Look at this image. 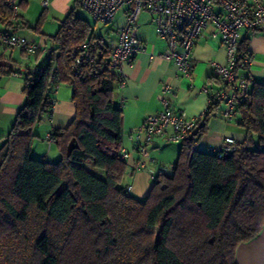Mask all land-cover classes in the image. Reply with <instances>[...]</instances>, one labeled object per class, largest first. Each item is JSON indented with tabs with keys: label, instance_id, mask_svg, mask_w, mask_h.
I'll use <instances>...</instances> for the list:
<instances>
[{
	"label": "trees",
	"instance_id": "obj_1",
	"mask_svg": "<svg viewBox=\"0 0 264 264\" xmlns=\"http://www.w3.org/2000/svg\"><path fill=\"white\" fill-rule=\"evenodd\" d=\"M79 4L49 36L36 72L24 73L23 105L0 138V264H237V246L264 226V84L245 77L251 84L235 117L246 135L233 150L199 149L218 109L209 102L172 172L157 173L148 195L136 198L124 183L117 75L108 66L98 74L71 67L73 47L103 37L77 15ZM41 26L42 19L23 24L21 15L12 21L0 0V28L41 34ZM247 40L239 50L251 58ZM104 43L100 60L111 51ZM7 61L0 53V76L13 72ZM63 82L75 115L49 132L58 157H36L34 126L51 114Z\"/></svg>",
	"mask_w": 264,
	"mask_h": 264
},
{
	"label": "crops",
	"instance_id": "obj_2",
	"mask_svg": "<svg viewBox=\"0 0 264 264\" xmlns=\"http://www.w3.org/2000/svg\"><path fill=\"white\" fill-rule=\"evenodd\" d=\"M48 2V7L42 8L40 0L20 1V15L22 21L25 22L23 24L33 27L35 21L37 23L39 19H42L41 34L29 29L34 36L27 37L45 48L46 51L52 46L49 36L56 32L60 22L76 6L77 0H48ZM79 8L86 13L80 4ZM31 10H35V14H31ZM80 17L87 19L92 25L89 15ZM125 21V16L121 11L116 15L110 27L105 29V32L96 33L95 29L93 30L98 35H104L114 44L118 30L125 24ZM46 22L49 24L47 27L50 33L44 26ZM135 29L141 44V51L135 56L131 65L125 68L126 83L122 88L115 90L114 99L122 111L121 150L128 154L124 183L128 186L132 196L144 198L153 185L149 170L157 172L160 166L171 169L177 160L180 144L154 138L146 146L147 155L143 157L137 149L142 135L136 138V131L141 127L147 114L154 113L161 108L162 98L168 100L172 109L183 111L188 116L197 118L198 121L208 105V95L202 91V88L207 87L210 91L220 89V85L213 76V65L225 61V50L220 39L211 36L212 26H207L191 52L193 69L191 77L186 79L177 72L172 60L162 56L165 43L157 34L147 11L140 13ZM246 39H248L251 61L248 68L239 70L238 74L251 77L255 82L264 84V31ZM46 51L35 54L34 60H38L37 64L41 63L39 62L41 56L45 58ZM0 53L3 54V50H0ZM3 56L5 57L4 54ZM167 86H169L168 91H166ZM22 88L23 82H20L13 74L0 76V138L10 131L15 116L23 105ZM52 96L54 102L51 114L44 117L42 124H39L40 132L37 133L36 139H33L32 152L36 150L34 153L36 157L46 155L45 135L53 128L66 127L75 115L69 84L60 83ZM245 135L246 132L238 124L236 117L225 120L217 111L207 123V131L201 137L199 149L207 150L210 146L220 149L224 137H231L235 142H240ZM54 159L56 158H52ZM139 161L144 163V168H137ZM235 259L237 264H264V226L256 237L237 246Z\"/></svg>",
	"mask_w": 264,
	"mask_h": 264
},
{
	"label": "built area",
	"instance_id": "obj_3",
	"mask_svg": "<svg viewBox=\"0 0 264 264\" xmlns=\"http://www.w3.org/2000/svg\"><path fill=\"white\" fill-rule=\"evenodd\" d=\"M20 1L5 0L12 21L20 16ZM48 4V0H40L42 8H47ZM80 5L94 23L100 21L112 24L116 15L123 11L126 21L119 28L114 44L103 35L102 38L84 41L70 51L71 67L75 73L79 74L82 67H89L90 74H98L108 66L117 75V88H122L126 83L125 68L141 51L135 29L141 12L150 14L157 34L165 43L162 56L172 60L177 72L186 79L191 77L193 69L191 52L202 31L212 26L211 36L220 39L225 50V61L213 65V76L220 89L210 91L203 87L202 91L207 93L208 103H218L217 111L225 120L235 117L237 101L247 94L251 84L250 80L238 74L239 70H246L251 61L248 54L239 50V44L244 37L252 38L264 31V0H80ZM104 42L111 45V51L100 60L102 50L106 49ZM6 49H19L30 56L46 51L31 38L0 28V50ZM36 70L34 65L29 70L16 69L12 74L18 76L24 72V77L29 78ZM168 90L169 86L166 87ZM161 100V108L147 114L135 134L136 138L142 135L137 149L143 157L147 155L146 146L154 138L180 144L197 123V118L172 109L167 99ZM44 142L47 151L50 150L54 145L53 136L47 133ZM222 142L224 151L235 148V141L231 137H224ZM208 149L217 152L211 146ZM120 155L124 160L128 158L124 150L120 151ZM144 167V163L139 161L137 168ZM149 171L153 182L157 173L170 174L172 169L160 166L157 172Z\"/></svg>",
	"mask_w": 264,
	"mask_h": 264
},
{
	"label": "rangeland",
	"instance_id": "obj_4",
	"mask_svg": "<svg viewBox=\"0 0 264 264\" xmlns=\"http://www.w3.org/2000/svg\"><path fill=\"white\" fill-rule=\"evenodd\" d=\"M35 12H36L35 10H31V14H35ZM77 14L79 16L88 17V15L84 11H82L81 8H79L77 10ZM89 19L91 20L92 25H93V29H95V32L96 33H98L99 31L102 32V33L105 32V29H108L110 27V25H111L110 23L104 24V23H102L100 21L94 23L93 20L90 17H89ZM23 23H25V22H23ZM35 25H36V21L34 22V26ZM44 26H46V27L48 26L49 27V24H47V22H46ZM48 27H47L46 31H48V29H49ZM41 28H42V26H41ZM44 30H45V28H44ZM18 31H19L18 33L23 34L25 36H34V35H32L34 33H31L28 28H21ZM3 54L5 55V59L8 60L7 62L11 66V68L13 69V71H15L16 69L31 68L38 61V60L37 61L34 60L35 55H31V56L30 55H27V54L23 53L22 51H20L19 49H6V50H3ZM43 58L44 57L41 56L39 58V62L40 61L43 62L44 61ZM23 75H24V72H21L18 76H16L17 79L20 82H23ZM39 124L41 125L42 123L36 124L34 126V129H33L34 130V133H36V134L40 132V130H39L40 129V125ZM34 139H36V137ZM35 151L36 150L33 151V155H35L34 154ZM45 151H46V155H45L46 158L52 159V158H57L58 157V154L55 151L54 145L48 151H47V149L45 147Z\"/></svg>",
	"mask_w": 264,
	"mask_h": 264
}]
</instances>
